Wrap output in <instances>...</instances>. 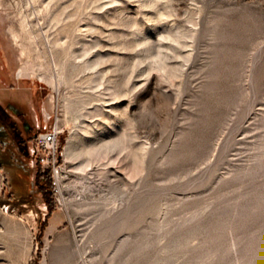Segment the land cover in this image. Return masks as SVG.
<instances>
[{"label": "rangeland", "instance_id": "374dc122", "mask_svg": "<svg viewBox=\"0 0 264 264\" xmlns=\"http://www.w3.org/2000/svg\"><path fill=\"white\" fill-rule=\"evenodd\" d=\"M0 264H264V0H0Z\"/></svg>", "mask_w": 264, "mask_h": 264}, {"label": "built area", "instance_id": "2783aa9c", "mask_svg": "<svg viewBox=\"0 0 264 264\" xmlns=\"http://www.w3.org/2000/svg\"><path fill=\"white\" fill-rule=\"evenodd\" d=\"M62 130L56 122L51 128L39 130L33 138L31 153L43 171L49 170L52 176L53 191H60L65 173L64 152L60 144Z\"/></svg>", "mask_w": 264, "mask_h": 264}, {"label": "bare ground", "instance_id": "6f19581e", "mask_svg": "<svg viewBox=\"0 0 264 264\" xmlns=\"http://www.w3.org/2000/svg\"><path fill=\"white\" fill-rule=\"evenodd\" d=\"M24 73H29L26 64L20 66L19 69H18L19 76H21ZM39 77L41 79L48 80L50 83H52L54 85L56 83H60L62 81L60 74L59 75L51 74L50 76H47L45 74L39 73ZM80 137H81V134H79L77 131L72 132V134L70 135V137H69V139H68V141H67V143H66V145L64 147L63 152H64L65 156L68 158V160H70V161H72V160L76 161V159H78L79 157L83 156L85 153H90L91 154L95 150L97 152H99L101 150V147H95V148L92 147V148H88V149L80 148V145H79L80 144V139H81ZM113 144H114V142L110 143V144H107V146L110 147ZM77 168H82V164L78 165ZM83 183H85L84 184V188H85L84 192H87V191L91 190V185L92 184H90L89 182H83ZM78 202H79L78 206L80 208H84V207L88 206L87 204H89V203L86 200L85 193L82 192V194L78 198ZM116 211H117V209H115L113 207L110 210H108V213H109L110 216H115V214H117Z\"/></svg>", "mask_w": 264, "mask_h": 264}, {"label": "trees", "instance_id": "16d2710c", "mask_svg": "<svg viewBox=\"0 0 264 264\" xmlns=\"http://www.w3.org/2000/svg\"><path fill=\"white\" fill-rule=\"evenodd\" d=\"M39 166H40V164H38ZM41 167V166H40ZM40 167H39V173H38V177H39V179L42 177V176H45L46 174V179L48 180V182L50 183V184H52V176H51V172L49 171V170H46V171H41V169H40ZM39 179H38V181H37V184H39L38 186H39V190H40V192H42V190H43V192H44V194H46V192L47 191H44V187L42 186V184L39 182ZM45 196V201L47 202V203H49L50 202V200H49V198L47 197V195H44Z\"/></svg>", "mask_w": 264, "mask_h": 264}]
</instances>
